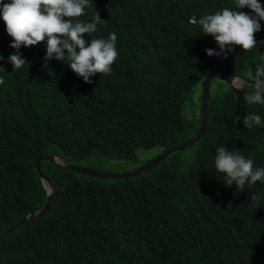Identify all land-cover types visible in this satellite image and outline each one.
<instances>
[{"label": "trees", "instance_id": "1", "mask_svg": "<svg viewBox=\"0 0 264 264\" xmlns=\"http://www.w3.org/2000/svg\"><path fill=\"white\" fill-rule=\"evenodd\" d=\"M90 3L78 20L100 15L102 21L85 39L116 33L119 54L112 71L95 74L91 83L68 60L45 61L46 40L22 46L29 64L14 71L8 57L16 49L0 15V237L44 206L49 187L53 193L45 212L6 237L0 264H264V182L239 191L215 168L221 145L264 167V105L247 104L245 92L228 86L210 94L205 134L193 144L186 172L179 169L180 151L135 177L116 179L44 160L50 184L41 179L35 168L41 153L73 163L97 149L136 161L147 144L168 148L188 140L201 124V95L198 114L185 115V104L195 107L204 77L212 71L246 76L264 52L261 20L257 47L235 46L227 58L207 55L206 49L221 50L199 19L239 10L236 0ZM241 11L255 15L247 6ZM242 88L254 85L245 81ZM248 114L260 115L262 124L245 128ZM254 193L259 198L251 201Z\"/></svg>", "mask_w": 264, "mask_h": 264}, {"label": "clouds", "instance_id": "2", "mask_svg": "<svg viewBox=\"0 0 264 264\" xmlns=\"http://www.w3.org/2000/svg\"><path fill=\"white\" fill-rule=\"evenodd\" d=\"M236 5L239 10L224 8L199 19L204 35H212L221 50L206 49L208 56L227 58V52L233 51L235 46H241L244 52L257 47L255 33L261 30L264 6L259 0H236ZM90 6V0H9L8 3L0 0V15L8 35L13 38L10 47L16 49V53L8 57L14 71L29 64L22 58V46L30 47L46 40L45 61L68 60L67 65L86 83H91L90 78L97 73L109 74L119 56L117 34L111 33L107 39L93 38L90 42L85 39V34L97 32V25L102 21L100 15L94 16L91 22L78 20ZM245 6L255 15L241 11ZM255 75L254 90L245 92L244 100L247 104L264 105V64L257 65ZM4 83L0 78V84ZM239 120V117L235 118L234 123ZM261 124V116L257 114H248L243 119L244 127L249 130ZM215 168L223 174L228 186L235 183L239 191H243L245 185L251 189L257 181L264 182V167L254 168L253 159L245 158L235 147L231 151L223 145L217 147ZM258 198L254 193L251 201Z\"/></svg>", "mask_w": 264, "mask_h": 264}, {"label": "water", "instance_id": "3", "mask_svg": "<svg viewBox=\"0 0 264 264\" xmlns=\"http://www.w3.org/2000/svg\"><path fill=\"white\" fill-rule=\"evenodd\" d=\"M218 78L226 81L229 88L235 92H238V93L251 92L254 90V88L250 89V90H245L241 86H238L236 84L237 80L242 79V80H244L247 83L252 84V85H254V82L256 80V79L255 80H249V79H246L244 76H238L235 74H229V73H224V72L212 71V72L208 73L202 81L201 106H200L202 120H201V124H200L198 131L188 140H186L180 144L174 145L172 147L164 148L156 157H154V158L150 159L149 161L137 166L136 168H133V169L128 170V171L118 172V173L103 172V171L90 169L87 167H82V166H79L75 163H64L61 161L60 158H58L55 154H52V153H41L35 159V168H36L37 172L39 173V175L43 181H47L50 184V182L47 180V178L45 177V175L42 172V162L44 160H49L52 163H54V165L57 167H61L64 169H70L73 171H78L79 173H81L83 175H87V176L94 177V178L116 179V178H120V177H135V176L139 175L143 171L148 170V169L156 166L158 163H160L164 159L170 157L172 154L189 148L190 146L195 144L199 139H201V137L205 134V123H206V118H207V113H208V108H209L210 94H211L210 86H211V83L215 79H218ZM52 198H53V193H52L51 187H49L48 200L46 201L44 206L36 213L25 215L18 222H16L12 227H10L8 230H6L3 233V235L0 237V252H1V249L3 247V244H4L6 237L8 235H10L13 231H15L19 227H21L30 218L36 217V216L42 214L43 212H45L48 209V207L52 201Z\"/></svg>", "mask_w": 264, "mask_h": 264}, {"label": "rangeland", "instance_id": "4", "mask_svg": "<svg viewBox=\"0 0 264 264\" xmlns=\"http://www.w3.org/2000/svg\"><path fill=\"white\" fill-rule=\"evenodd\" d=\"M258 64H264V52H262L255 60L252 61V64L249 66V68L246 71V76H244L246 79L249 80L256 79L255 69ZM236 84L242 87L245 85V81L239 79L237 80ZM226 88H228V84L226 83V81L218 78L211 83L210 92L215 93L218 90H224ZM201 92H202V84H199L193 96V99L195 101V107L189 106L190 104L189 102H187L185 104V115L191 117L194 115L195 110L197 111V114L199 113V106H200L199 97L201 95ZM186 107H188V109H186ZM144 147L145 148L140 147L137 149L138 159L136 161L117 159L108 154H103L97 149H95L92 152V154L89 155L88 157L74 161L73 163L82 167H87L98 171L118 173V172L131 170L149 161L150 159L156 157L164 148L162 146L153 147L151 144H147ZM196 149H197V145H193L181 151L179 155V169L181 171L183 172L187 171L195 155Z\"/></svg>", "mask_w": 264, "mask_h": 264}]
</instances>
